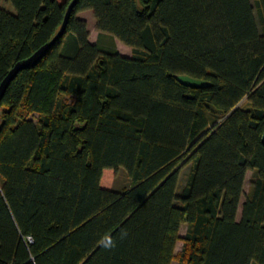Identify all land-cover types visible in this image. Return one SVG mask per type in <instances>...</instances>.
Listing matches in <instances>:
<instances>
[{
  "label": "trees",
  "instance_id": "trees-1",
  "mask_svg": "<svg viewBox=\"0 0 264 264\" xmlns=\"http://www.w3.org/2000/svg\"><path fill=\"white\" fill-rule=\"evenodd\" d=\"M9 1L0 84L71 2ZM89 8L131 56L90 41ZM0 108V264H264V0H77ZM119 167L131 184L103 187Z\"/></svg>",
  "mask_w": 264,
  "mask_h": 264
},
{
  "label": "rangeland",
  "instance_id": "rangeland-1",
  "mask_svg": "<svg viewBox=\"0 0 264 264\" xmlns=\"http://www.w3.org/2000/svg\"><path fill=\"white\" fill-rule=\"evenodd\" d=\"M0 4L3 7L7 8V9H9L11 11H15L13 5L10 3L9 0H0ZM257 19H258V16H257ZM258 24L260 26L259 20H258ZM94 35H95V33H94ZM113 40H114V38L112 36H110V35H108V37H106V35H102L101 38H100V42L103 43L106 48L107 47H113V42H114ZM239 105H246V97H244L239 102ZM1 115H2V108H0V123L2 121ZM28 116L32 117L34 120H37L39 114L38 113L29 112ZM223 118H224V116L220 115L218 117V120L220 121ZM190 168H191V163H187V164H185V165H183L181 167V169H180L181 185L186 183L187 178H188L189 173H190ZM252 177H253V171L252 170L247 171L245 182H244V189H243V195H242V198H241V203L245 200L246 195H248V193L250 191V182H251ZM0 181H1V179H0ZM130 184H131L130 177H129V175L126 172L124 167H119L117 169H114V168H105L104 169L103 176H102V182H101V185L103 187L115 188V189H119L120 190V189H122L124 187L129 186ZM240 215H241V209L239 207L237 218H240ZM183 230H185V226H183L182 231ZM183 246H184V244H183ZM183 246L180 249L181 245H179V248H178L179 252L176 253L177 255L179 253H181V251L183 249Z\"/></svg>",
  "mask_w": 264,
  "mask_h": 264
},
{
  "label": "water",
  "instance_id": "water-1",
  "mask_svg": "<svg viewBox=\"0 0 264 264\" xmlns=\"http://www.w3.org/2000/svg\"><path fill=\"white\" fill-rule=\"evenodd\" d=\"M76 2H77V0H71V2L69 3L68 8H67L66 13H65V16H64V20L62 22V25L60 26L58 32L53 36V38H51L48 42H46L41 47H39L29 57L16 62L15 65L8 71V73L5 75V77L3 78V80L1 81V84H0V100L4 94V91L7 87V85L14 78V76L20 70L27 68V67H30L31 65L35 64L37 62L39 56L42 55L45 51H47L56 42V40L64 34L68 20L71 16L72 9H73ZM177 79L181 83H183L187 86H191V87H206V86L210 85L209 80L203 79V78H196V77H193V76L188 75V74H179V75H177ZM261 140L264 143V131L262 133Z\"/></svg>",
  "mask_w": 264,
  "mask_h": 264
},
{
  "label": "crops",
  "instance_id": "crops-1",
  "mask_svg": "<svg viewBox=\"0 0 264 264\" xmlns=\"http://www.w3.org/2000/svg\"><path fill=\"white\" fill-rule=\"evenodd\" d=\"M77 16L80 18L86 19V21L88 23V28H89L90 41L100 42V38L102 35H106V37H108V35H110L109 33H106V32L101 33L99 30H97V20L95 18V15H94V12L92 9L89 8V9L81 10L77 13ZM94 33H95V35H94ZM113 38H114L113 44L122 54L127 55V56H131L133 54V49L131 46L125 44L124 42L122 43V41L119 40L117 37H113ZM180 176H181V174H180ZM101 182H102V179H101ZM184 185H185V183L181 185V177H179L178 190L180 191L184 187ZM240 209H241V206H240ZM183 226H185V230L182 231ZM187 229H188V223L183 222L181 224L180 232H179L181 237H183L186 234ZM183 244H184V242L182 239L177 240L176 246H175V254L179 252V250H178L179 245H181V247H180V249H181ZM172 264H179V261L177 259H173Z\"/></svg>",
  "mask_w": 264,
  "mask_h": 264
},
{
  "label": "built area",
  "instance_id": "built-area-1",
  "mask_svg": "<svg viewBox=\"0 0 264 264\" xmlns=\"http://www.w3.org/2000/svg\"><path fill=\"white\" fill-rule=\"evenodd\" d=\"M29 240H32L31 237H29Z\"/></svg>",
  "mask_w": 264,
  "mask_h": 264
}]
</instances>
